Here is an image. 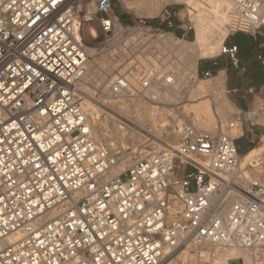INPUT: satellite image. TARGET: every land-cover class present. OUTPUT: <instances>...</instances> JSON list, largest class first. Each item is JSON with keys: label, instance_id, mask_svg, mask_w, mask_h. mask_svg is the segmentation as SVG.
<instances>
[{"label": "built area", "instance_id": "obj_1", "mask_svg": "<svg viewBox=\"0 0 264 264\" xmlns=\"http://www.w3.org/2000/svg\"><path fill=\"white\" fill-rule=\"evenodd\" d=\"M233 1V32L262 33L264 0ZM93 24V38L125 42L113 98L179 78L175 65L140 57L151 43L130 30L169 33L143 20L125 27L113 0H0V264H166L207 244L249 250L264 264V182L241 166L233 135L185 123L175 149L115 171L119 159L95 138L81 90ZM237 52L223 42L221 54L236 62Z\"/></svg>", "mask_w": 264, "mask_h": 264}, {"label": "rangeland", "instance_id": "obj_2", "mask_svg": "<svg viewBox=\"0 0 264 264\" xmlns=\"http://www.w3.org/2000/svg\"><path fill=\"white\" fill-rule=\"evenodd\" d=\"M188 1L189 0H178L168 3L162 7L157 14H150L141 7L143 0H113L114 12L117 15L121 14V21L125 27H135L138 22L143 20L146 21L148 26L158 29V33H169V35L159 34L158 36L160 37L158 38L157 35H151L147 31L143 32L137 29L130 30L131 34L137 37L139 45L142 43H151L147 50L145 46L144 48H140L137 51L140 54V57H143V59L145 56H149L150 59L156 58V60H160L167 64L169 63L170 66L177 64L175 66V74L179 76V78L177 79V85L175 84V86H170L167 84H165V86H161L162 89L166 88L164 92L159 88L160 85H155L153 87V89L156 87L154 90L152 88L147 89L144 92L145 94H139L137 97H121L120 99L113 98L111 95H109L108 86L110 80L120 68L116 61V59L118 60L116 54L125 53V42L119 38L113 40L114 37L111 35L109 37L99 35V32L98 38H93L91 32V29H94L95 26V24H93L91 27H88L84 33L86 40H94L95 42V46H92V49H95L89 51V58L86 65L87 75L85 76V83L82 84L83 89L87 91L90 96H92L89 98H84V102L88 106L90 105V102L87 99L105 100L108 103V106L112 104L115 105V111H123L134 118H144L147 121L149 127H155L157 132L160 133L162 137L170 139L171 141L175 142L176 145L180 140L181 132L179 130L183 124L193 122L198 124L200 122L193 108L194 105L191 104H195L201 99H208L209 104H211L210 106L212 107L211 111L213 114L215 127L217 128V124L222 125L225 133L237 137L242 133L243 126L247 127L249 124H251V122L246 120L242 114L240 116L241 119H239L240 111L229 101L225 89L222 86H217V80L213 76L197 78L194 71L191 70L190 64H188L187 56L190 52L194 54L197 53L196 55L197 58L199 57L198 59H200V57H206L214 54L217 55L220 53L224 41H221L219 44L218 42L225 37L223 34L225 26H223L222 34H219V31H221V28H219V20L221 19V15L223 13V10H218L220 6V0H214L213 3L207 7L208 10L211 9L210 11H213L212 8L214 6V12H209L211 15L207 12V9L205 11L207 29L204 36L199 35L197 27H195V30L193 28V24L189 17L191 14L189 12L190 10L188 9ZM88 6V11L90 12L89 15H91V13L96 11V8L94 3H91ZM165 17H170L169 19H171V23H165ZM126 19L130 20L131 23H127ZM118 25H116V28ZM179 30L186 32L185 37L178 34ZM233 31L234 28L232 27L229 33ZM167 36L172 40H168ZM174 36L178 37L179 40ZM116 42L120 43L121 49L119 47L120 45H115L117 44ZM120 63H125V61ZM124 65L125 64H123V66ZM196 87H199L200 90L198 89L199 91H196ZM154 95L164 96L168 102L153 103L154 101L151 98ZM144 105H148L151 112L148 113V111H145L146 109L143 108ZM161 109L165 110L163 115H160ZM101 110L102 109L100 108L99 115H101L100 117L104 119L103 124L99 123V118L97 120L93 119V121L96 128L102 131L105 137L99 136L96 139L98 141L105 142L108 147L111 145L110 147L112 148L110 149L115 151L119 160L123 159V161H125V155L134 150H138L141 146L145 147L147 150L154 147H164L149 134L140 133L137 131L135 132V130L131 129V126H128L127 124L124 125L119 121H113L109 116L108 109ZM213 110L218 113L217 118L214 115ZM252 113L253 115L254 113L257 115V118L253 119L255 122L254 125L261 129V131H263L262 133H264V92L261 94V99L258 106L250 111L251 115ZM238 126H240L241 131L237 129ZM197 128L207 131L198 126ZM176 145L171 143L168 144V146H172L170 149L176 148ZM263 149L264 147L260 148L259 150L261 151ZM260 151H253L251 153L252 160L248 162L246 167L249 168L250 174L254 179L264 182L262 173L264 169V154H261ZM135 156H139V154L137 153V155H134L133 158H135ZM251 163L257 165V171L256 169L252 170L251 166L253 165H250ZM183 249L184 247L180 250V252ZM220 249V247L210 245L199 246L188 251L182 255V257L177 256L179 252L176 253V255L171 257L166 263L214 264V256L219 252ZM231 264L241 263L240 260L234 259L232 260Z\"/></svg>", "mask_w": 264, "mask_h": 264}, {"label": "bare ground", "instance_id": "obj_3", "mask_svg": "<svg viewBox=\"0 0 264 264\" xmlns=\"http://www.w3.org/2000/svg\"><path fill=\"white\" fill-rule=\"evenodd\" d=\"M174 1H178V0H143V3L141 4V7L143 9H145L147 12H149L150 14H155V13L157 14L161 10L162 7H164L168 3H171V2H174ZM213 1L214 0H189L188 1V4H189L188 9L190 10L189 12L191 14V15H189V17H190V20H191V22L193 24L194 30H195V27H197L199 35H203L204 36V34L206 33L207 26H206V20H205V17H206V14H205L206 12L205 11H206V9L208 10L207 7L211 3H213ZM213 8H214V6H213ZM213 8H212L213 11H210L211 10L210 9L207 12L208 13L209 12H211V13L214 12L215 9H213ZM218 10H223L222 11L223 13L221 15V19L219 20V28H221V31H219V34H222V32H223L222 31L223 26H225L224 27V33H223L225 35V37L218 42V44H219L221 41H224L225 40V38L228 35V33L230 32L231 28L234 26L233 14H234V12L236 10V4H235V2L233 0H220V6H219V9ZM88 16H90V15L88 14ZM116 25H118V24H116ZM213 25H214V23H213ZM117 28H118L119 31L122 30L119 25H118ZM91 32H92L93 35L96 34V31L94 29H91ZM160 35H166V34H160ZM159 37L160 36H158V38ZM165 38H166V36H165ZM160 39H162V38H160ZM167 39L168 40H172L169 37ZM169 43H171V42H169ZM87 45H88V52L95 49V48L92 49L93 48L92 46H95L94 40H87ZM115 45L116 46H119L120 43H117ZM119 47L121 49V45ZM98 52H100V51H98ZM199 53H201V52H199ZM196 54L190 52L188 54V56L185 55V56H187L188 64H190L191 70L194 71L195 75H196V71H197V62L196 61L199 58V57L197 58V55ZM176 83H177V81L175 83H173L172 85H170V84H167V83H164V82H154L153 85H151L148 89H150V88L153 89V87L155 85H160L159 88L161 89V91L164 92L166 90V88H163L162 89L161 86H165V84L170 85V86H175ZM198 89H199V87H196V91H199L200 90V89L199 90ZM81 90H82V96H83V98L92 97V96L89 95V93L87 91H85L83 89L82 86H81ZM175 90H177V89H175ZM144 92L142 94H145ZM151 95H152V93H151ZM170 98H171V96H170ZM151 99L154 101L153 103H167L168 102V100L165 99L164 96H160V95L159 96L158 95L157 96L154 95V96H152ZM87 100H89L90 105L88 106L85 102L84 103H85V107H86V112H87V115H88L89 123H90V126L92 128V131L94 133L95 138H98L99 136H104L103 133H102V131H100V130H98L96 128V126L94 125V121H93V119L97 120L99 118L100 119V122L99 123H102L103 124L104 119H102L100 117L101 115H99V112H100L99 109L101 108L102 110L108 109L109 116L111 117V119L113 121H117V122L119 121L120 123H123L124 125L127 124L128 126H131V129L135 130V132L137 131V132H140V133L149 134L152 138L156 139L160 144H162L164 146L163 148H169L170 149V147H172V146H168L169 143H171L173 145H176V143L173 142V141H171L170 139L162 137L161 134L157 132V129H155V127H153V126L149 127L148 124H147V121L144 118H142V119L141 118H134V117H131L129 114L124 113L123 111H119V110L118 111H115V107H114L115 105H113V104L110 105L109 104L111 106L110 107V106H108V103L105 100L104 101L103 100H96V99H92V100L87 99ZM191 105H194L193 108L195 110V113L198 116V119L200 120V122L198 124H195V122H193L195 126L197 125L198 127L207 130L206 132H209V133H212V134L225 133V130H224L223 126L220 125V124L217 125L218 131L216 132V128H215V124H214V118H213V114H212V111H211L212 110V107L210 106L211 104H209L208 99H201V100L197 101L195 104H191ZM143 108H145L146 109L145 111H148V113L151 112L150 107L148 105L147 106L144 105ZM257 109H259V108H257ZM164 111L165 110L161 109V111H160L161 114L160 115H163L164 114ZM213 112H214V115L217 118L218 113L215 112V110H213ZM252 116L254 117V119L257 118L256 113H254V115L252 113ZM239 127L240 126H238L237 129H239ZM201 131H204V130H201ZM180 137H181V134H180ZM110 146H109V148H112ZM156 149H159V148L158 147H154V148H151V149H148L147 150L145 147H142V146L139 147L138 150H134V151L130 152L129 154L125 155L126 156L124 158L125 161H123V159L118 160L117 163H116V166H115V171L117 173L122 172L125 168H128L129 166H131L138 158L143 157L144 155H146V154H148L150 152H153ZM111 150H113V149H111ZM257 151H260V150H257ZM260 152H261V154H264V149L261 150ZM137 153L139 154V156H135V158H133V156L134 155H137ZM251 160H252V155L251 154H248L246 156L243 155L242 160H241V166L242 167H245V168H248V167H246V165ZM250 165H253V166H251L252 170H255L256 169V171H257V165H254L252 163ZM207 245L213 246L211 244H207ZM197 247L198 246H195V245H187V246L184 247V249L181 252H180L181 249L176 252V253L179 252L177 254V256L178 257H182V255H184L185 253H187L188 251H190L192 249H195ZM176 253L172 254L169 257V259L171 257H173L174 255H176ZM238 256L243 257L244 264H254L253 256H252V254H251V252L249 250H246V249H237V248H221L219 250V252L214 256V264H229V261L230 260H232L233 258H236ZM166 264H168V263H166Z\"/></svg>", "mask_w": 264, "mask_h": 264}, {"label": "crops", "instance_id": "obj_4", "mask_svg": "<svg viewBox=\"0 0 264 264\" xmlns=\"http://www.w3.org/2000/svg\"><path fill=\"white\" fill-rule=\"evenodd\" d=\"M118 16L122 19L121 14ZM169 18L165 17V23L171 20ZM126 22L131 23L128 19ZM178 34L185 37L186 32L179 30ZM224 43L238 46L236 62L229 55L221 53L200 57L197 61V73L199 77H204L205 72H210L217 80V86L225 89L235 108L240 112L251 111L258 106L264 92V29L262 33L254 35L242 31L231 32ZM239 130L241 131L240 127ZM262 132L254 124L243 126L242 133L236 137L239 152L248 155L264 147ZM231 263L232 260L229 261Z\"/></svg>", "mask_w": 264, "mask_h": 264}]
</instances>
